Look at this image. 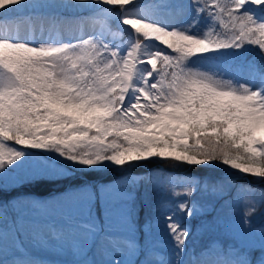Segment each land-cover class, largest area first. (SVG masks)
Returning <instances> with one entry per match:
<instances>
[{
    "label": "snow or ice",
    "instance_id": "1",
    "mask_svg": "<svg viewBox=\"0 0 264 264\" xmlns=\"http://www.w3.org/2000/svg\"><path fill=\"white\" fill-rule=\"evenodd\" d=\"M0 18L15 25L0 31V194L153 159L264 179V63L246 59L252 46L264 59V0H0ZM142 179L175 198L142 224L128 190L141 181L127 174L81 183L55 205L0 199V264H61L20 259L25 232L70 253L67 264H264L255 201L211 217L191 199L222 196L231 181ZM197 215L227 242L190 247L181 216Z\"/></svg>",
    "mask_w": 264,
    "mask_h": 264
},
{
    "label": "rangeland",
    "instance_id": "2",
    "mask_svg": "<svg viewBox=\"0 0 264 264\" xmlns=\"http://www.w3.org/2000/svg\"><path fill=\"white\" fill-rule=\"evenodd\" d=\"M141 2L156 3L158 2V0H141ZM164 16L165 15L162 13L161 17L163 19H168L166 16V18ZM7 24H9L8 27ZM14 27V21L10 19L0 18V31L5 28L14 29ZM88 31H90V29L86 26L85 32L87 33ZM19 34L26 35L24 27ZM246 59L255 60L257 64L264 63V59L261 58L260 52L255 46L248 48L246 52ZM148 162L136 163L139 169H131L125 167L124 169L86 172V174L84 175L77 173L75 178L70 180L64 179V181L43 179L44 181H52L53 183L57 182L56 184H54L52 189L43 193H34L29 191L27 186H29L30 183L22 181V186L16 188L14 191H10L12 192L10 197L27 196L30 198L42 199L55 205L57 201H62L67 196L71 195V192L66 190H69L81 183H106L127 174L134 176L137 180L141 181L135 188H129L128 190L134 195V207L139 213V221L142 224L146 218L158 215L159 204L167 203L170 206H174L175 203V198L172 196L171 192L159 193L153 191L152 185L148 184L142 178H146L152 174H163L165 178H167L168 176H171L173 178H176L177 176H191L199 178L202 184L207 181L209 185L214 182L229 180L231 181V185L229 187H226L225 192L222 196H212L211 194H204L203 192L198 191L193 197H191V199L198 202L199 204L205 205V211L210 212L211 217H239L245 209V200L247 199L255 201L257 211L252 217L253 226L257 228L264 226V187L257 188L252 185V183L256 184L257 179L260 181L264 179L238 174L235 170H232L230 172L226 166L212 168H207L204 166H188L192 167L190 171L179 173L177 171H172L173 169H165L160 165V163H158L157 159L151 160V162H155L154 165H151ZM191 171H202V173H192ZM40 181L42 180H39V182ZM34 182L38 181H33L31 183ZM10 192H8V194ZM1 199L6 200L8 198L2 197ZM9 212L10 215H15V213L11 212V209L9 210ZM53 219L56 223H59L60 221L59 217H54ZM181 219L189 226L193 233L188 241L189 246L195 247L197 251H199L202 247L208 245L213 240H221L227 242L223 231L213 227H208L207 230H205L201 227L202 225H206L208 223L210 219L209 216L197 215L191 220H188L181 216ZM21 240L24 244V248L27 251L19 256L20 259L29 258L30 256L41 257L50 261L61 262V264H67V262L71 261L72 259L70 253L65 252L64 254H57L52 250H44L40 248L39 246L34 244L31 236L27 232L21 235ZM152 240L153 242L160 245L161 254L167 255L170 253V242L168 241L167 236L162 230L154 231Z\"/></svg>",
    "mask_w": 264,
    "mask_h": 264
},
{
    "label": "trees",
    "instance_id": "3",
    "mask_svg": "<svg viewBox=\"0 0 264 264\" xmlns=\"http://www.w3.org/2000/svg\"><path fill=\"white\" fill-rule=\"evenodd\" d=\"M148 163H150L151 165H154L155 162H151L149 161ZM158 163H160V165L162 167H164L165 169H168V170H172V171H177L179 173H182V172H187V171H190L192 169V167H188L186 165H177V164H172V163H169V162H163V161H160L158 160ZM150 165V166H151ZM131 169H139L138 166L136 164H134L132 167H130ZM192 173H202V171L198 172V171H191ZM88 177V176H87ZM88 179H91V178H88ZM61 181H64V180H61ZM264 180L260 181V180H256V184H253V186L257 187V188H262L264 187ZM57 182H52V181H38V182H34V183H30L29 186H27L28 190L31 191V192H34V193H43L45 191H49L50 189L53 188L54 184H56ZM12 194V192H10L9 194L6 193V194H0V199L2 197L4 198H9L10 195Z\"/></svg>",
    "mask_w": 264,
    "mask_h": 264
},
{
    "label": "bare ground",
    "instance_id": "4",
    "mask_svg": "<svg viewBox=\"0 0 264 264\" xmlns=\"http://www.w3.org/2000/svg\"><path fill=\"white\" fill-rule=\"evenodd\" d=\"M165 17V16H164ZM166 18V17H165ZM9 24H7V27H8ZM23 25L20 26V31L23 29Z\"/></svg>",
    "mask_w": 264,
    "mask_h": 264
}]
</instances>
